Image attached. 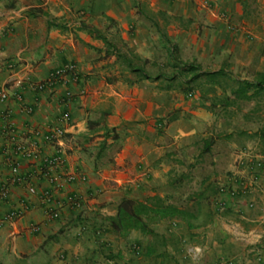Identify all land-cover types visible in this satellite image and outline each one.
Returning <instances> with one entry per match:
<instances>
[{"label":"crops","instance_id":"crops-1","mask_svg":"<svg viewBox=\"0 0 264 264\" xmlns=\"http://www.w3.org/2000/svg\"><path fill=\"white\" fill-rule=\"evenodd\" d=\"M66 63L75 79L29 87ZM213 70L219 83L193 75ZM242 80L254 84L248 96L232 95ZM0 89V182L12 160L25 177L9 184L0 215L26 204L0 222V264H236L244 241L264 236V168L251 166L264 159V0H0ZM62 109L60 139L34 133ZM32 141L35 158L13 149ZM52 153L61 164L49 182L38 166ZM69 170L83 178H59ZM253 172L249 190H219ZM153 194L188 222L161 217L125 234L105 223L121 197Z\"/></svg>","mask_w":264,"mask_h":264},{"label":"built area","instance_id":"built-area-1","mask_svg":"<svg viewBox=\"0 0 264 264\" xmlns=\"http://www.w3.org/2000/svg\"><path fill=\"white\" fill-rule=\"evenodd\" d=\"M66 76H69L73 79H75L76 77L75 68L72 63H66L53 68L49 72L46 79L36 82H31L29 83V87L31 89L41 90L45 87H50L55 82L58 81L63 82ZM6 96H7L6 90L0 89V100L6 98ZM69 97H70V91L65 90L63 98L61 100L62 104H65L66 100ZM26 110H30V106H26ZM68 121H69V113L66 109H62L61 112L56 116L55 123L47 125L42 130L35 129L34 133L36 135H39L44 141L56 142L58 139L61 138V136L65 132L64 128L68 123ZM13 149L22 156H31L35 158L38 155V149L35 144V141L30 142V144H28L27 146L16 144ZM41 162L42 163L40 164V166H38L39 173L46 174L48 181L53 182L52 178L47 175V171L50 168L60 166L61 164L60 154L52 153L48 156L43 157ZM251 166L264 168V159H257L255 162H253ZM59 178L60 179L62 178L63 181L65 182H70L73 180L82 179L83 176L75 170H69L63 172ZM59 178L53 183L54 189L56 188L58 189L61 186ZM22 179H25V177L19 175L18 163L12 160L9 167V173L7 174L5 179L0 182V202L6 198L9 184H13L15 182L21 181ZM232 182L233 183L235 182V184L231 185L229 183V184L221 185L219 186V190L224 191L229 195H232L237 192H245L253 186L254 182H256V176L253 172L251 175L248 176L247 179L246 178L244 179L243 177L241 178L233 177ZM35 189L36 188L33 184L26 183V190L29 193H34ZM37 192L39 194L41 201H43L44 203V212L46 213V215L49 217H55L58 214V204L54 199L52 188L51 189L44 188ZM66 200L69 204L78 205L80 202V196L76 193H72L66 196ZM25 208H26L25 202L20 203V206L10 208L9 210H7L6 212L0 215V222L12 221L13 219L19 217L23 213ZM29 228L31 230H35L37 229V225L30 224Z\"/></svg>","mask_w":264,"mask_h":264},{"label":"trees","instance_id":"trees-1","mask_svg":"<svg viewBox=\"0 0 264 264\" xmlns=\"http://www.w3.org/2000/svg\"><path fill=\"white\" fill-rule=\"evenodd\" d=\"M129 67L133 68L132 65H129ZM134 69L138 71L140 76L150 77V75L141 67L133 68V70ZM193 75L194 77L206 75L210 77L212 82L219 83L221 76L224 74L219 70H213L196 71ZM226 77L227 76L224 78V82H226L228 78ZM259 83L255 85H258ZM252 86H254L252 82L242 80L239 81V84L234 89H230V93L238 97H247L248 94L246 91ZM206 147L207 143L204 144V148ZM186 214V209L177 207L170 202H166L163 198L156 194L147 196L143 199L123 196L118 200L114 214L105 217V223L110 229L114 230L118 234H125L131 228H138L143 232H148L149 228L147 223L149 221L169 216H180L181 218H185L187 220Z\"/></svg>","mask_w":264,"mask_h":264},{"label":"rangeland","instance_id":"rangeland-1","mask_svg":"<svg viewBox=\"0 0 264 264\" xmlns=\"http://www.w3.org/2000/svg\"><path fill=\"white\" fill-rule=\"evenodd\" d=\"M179 204H186L185 202H179ZM203 264H218L204 260ZM226 264H233L226 262ZM236 264H264V236H260L254 240L244 241V245L241 253V261Z\"/></svg>","mask_w":264,"mask_h":264}]
</instances>
